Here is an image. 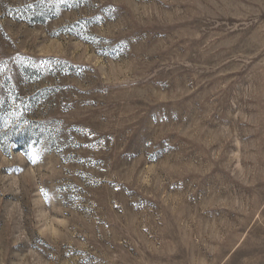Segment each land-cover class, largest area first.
Listing matches in <instances>:
<instances>
[{
	"label": "rangeland",
	"instance_id": "rangeland-1",
	"mask_svg": "<svg viewBox=\"0 0 264 264\" xmlns=\"http://www.w3.org/2000/svg\"><path fill=\"white\" fill-rule=\"evenodd\" d=\"M0 264H264V0H0Z\"/></svg>",
	"mask_w": 264,
	"mask_h": 264
},
{
	"label": "snow or ice",
	"instance_id": "snow-or-ice-1",
	"mask_svg": "<svg viewBox=\"0 0 264 264\" xmlns=\"http://www.w3.org/2000/svg\"><path fill=\"white\" fill-rule=\"evenodd\" d=\"M37 159H39V155L35 151H33V153H32L33 162H36Z\"/></svg>",
	"mask_w": 264,
	"mask_h": 264
}]
</instances>
